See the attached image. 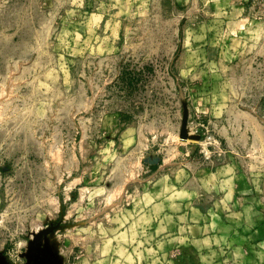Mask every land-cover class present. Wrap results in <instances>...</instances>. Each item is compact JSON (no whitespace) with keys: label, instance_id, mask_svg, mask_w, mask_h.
<instances>
[{"label":"rangeland","instance_id":"374dc122","mask_svg":"<svg viewBox=\"0 0 264 264\" xmlns=\"http://www.w3.org/2000/svg\"><path fill=\"white\" fill-rule=\"evenodd\" d=\"M128 224L139 264H264V0H0V264H119Z\"/></svg>","mask_w":264,"mask_h":264},{"label":"crops","instance_id":"0c3cea01","mask_svg":"<svg viewBox=\"0 0 264 264\" xmlns=\"http://www.w3.org/2000/svg\"><path fill=\"white\" fill-rule=\"evenodd\" d=\"M176 164L177 165L174 166V170L170 172L173 177H171L170 175H168V176H170V178H178L177 177V173H182V169H184V171L187 172L186 169H187L188 165H186L185 163H182V162L176 163ZM178 164H180V165H178ZM190 176H192V175H190ZM190 176L184 174V178H190ZM207 177H205V178H207ZM222 178H225V177H222ZM179 181H181V179H179ZM186 181H187V179H185V182ZM173 182L175 183V186L176 187H181V184L178 183V179H176ZM185 187H187V186H185ZM176 192H178V191H175V193ZM184 193H185L184 194L185 197H192L194 192L192 190L188 189ZM226 196H233V194H229V195H226ZM233 201H234V199H233ZM208 213H210V212H208ZM175 216L177 218L179 217V219H183L184 218V214H182V213L180 215L179 214H175ZM175 216L173 214L166 215L165 216V219L170 220L171 217H172V221H174ZM209 220L210 219L208 218V216L204 217V220H203L204 221V225H203L204 227L203 226L196 225V224H192V225L189 224L187 227L185 226V228H182L180 224H179V226L177 224L176 225L175 224L174 225H172V224H169V225L166 224V225H160V226H157L158 224H155L154 226H152L153 240H152V244L151 245H152L153 248H157L156 251L160 252V250H162L161 247L163 245H165L166 243H168L167 241H171L174 238L175 244L173 246L176 245L177 247L179 246V247L183 248V243L182 242H180L181 243L180 245L178 244V241L179 240H177V235L178 234L179 235H183L184 233L185 234L187 233L189 235H192L191 232H192L193 229L195 231H198L197 230L198 229L197 227H200L201 230H203V229L206 230L209 227V225H210L208 223ZM135 227H136L135 230L137 232V234H136V242H134V241L131 242L132 239L130 238V234L131 233L129 232L130 231L129 224L126 227H124V249H126L127 251H125L124 256L121 257V261L118 260V261H120L119 264L124 263V257H126L129 253H131V256L132 257H134L135 254H136V257H137L136 262H137V264H139V262H140L138 260L139 259L138 250H140V248H145V247H144V244L140 245V243H139V235L142 238V235H143L142 233L145 230V226L143 224L142 225L141 224H137V226H135ZM207 231H209V232H207ZM207 231H205L203 233V235L201 237H199V238L203 242H205L206 239H209V242L211 243V245H214L216 243L215 242L216 241V238L217 237L220 238L221 234L218 231L215 232L214 229H207ZM120 232H123V231L120 230ZM142 240L144 241V238H142ZM143 241H142V243H144ZM121 245H122L121 242H117V245L116 246L118 247V246H121ZM134 247H135V249H134ZM130 248H131V251H130ZM170 250L166 252L168 254V256H169ZM179 253H180V251L177 252L175 255H172V257L170 256L171 257L170 258V261H172V263H178V261H180V262H184L185 261V258H184L185 256L184 255H181L180 257L177 256ZM116 259H117V256H115V257L114 256H109V257H103V258L100 257V256H98L97 258L93 259V263L94 264H112V263H117L116 262ZM82 260H84V258L83 257H80L78 262L80 263Z\"/></svg>","mask_w":264,"mask_h":264},{"label":"water","instance_id":"95a60500","mask_svg":"<svg viewBox=\"0 0 264 264\" xmlns=\"http://www.w3.org/2000/svg\"><path fill=\"white\" fill-rule=\"evenodd\" d=\"M188 119H189V110H188L187 104L185 103V105H184V118H183L182 128L180 131V138H182V139L191 138V139L200 140L199 134H195V135L190 134V130L188 128ZM36 264H48V263L43 261V260H40V261H37Z\"/></svg>","mask_w":264,"mask_h":264}]
</instances>
